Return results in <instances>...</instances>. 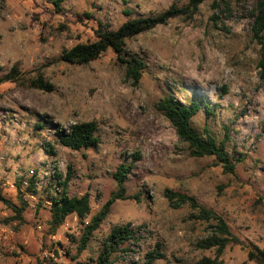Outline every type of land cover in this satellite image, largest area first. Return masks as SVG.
<instances>
[{"label":"rangeland","instance_id":"obj_1","mask_svg":"<svg viewBox=\"0 0 264 264\" xmlns=\"http://www.w3.org/2000/svg\"><path fill=\"white\" fill-rule=\"evenodd\" d=\"M53 1L0 0V78L16 67L20 78L40 74L54 88L44 93L0 83V195L19 205L18 177L29 170L36 185V194L22 197L23 223L12 220L1 202L0 264H94L112 228L127 224L136 240L113 264H145L156 245L164 259L153 264L213 259L212 250L196 248L209 235L208 225L190 219L187 206L171 209L164 190L195 198L242 242L229 245L219 264L245 263L250 245L264 249V80L256 68L259 48L250 38L257 0H205L192 16L126 40V54L145 64L136 87L111 50L84 66L61 61V53L96 41L98 30L185 7L186 0H63L59 10ZM165 96L208 106L211 115L200 111L192 125L225 142L240 160L234 175L224 174L213 158L188 156L155 109ZM84 122L97 124L95 148L75 152L56 143V131ZM45 143L55 156L43 152ZM134 152L141 158L125 183L130 199L114 202L77 255L84 224L115 191L112 174ZM54 170L63 178L70 173L68 196L89 194L91 213L84 220L69 216L52 235L46 198L54 192L48 185Z\"/></svg>","mask_w":264,"mask_h":264},{"label":"trees","instance_id":"obj_2","mask_svg":"<svg viewBox=\"0 0 264 264\" xmlns=\"http://www.w3.org/2000/svg\"><path fill=\"white\" fill-rule=\"evenodd\" d=\"M205 0H186V6L177 8L170 7L166 11L146 18L131 19L123 23L114 31H96V41L91 43L76 44L68 50L61 53L60 60L72 64L84 66L97 60L102 54L111 50L118 63L124 68L126 79L132 86L136 87L142 79L145 71V64L137 56H128L125 52L126 40L134 38L140 34L149 32L157 26H164L170 19L177 17H190L196 13L198 7ZM63 0H54L55 9L59 10ZM252 20L250 25V38L256 44L258 50V60L256 68L260 80H264V0H257L250 13ZM22 83L29 89L38 90L44 93H51L54 88L47 83L39 74L36 77L25 79L20 78L18 70L13 67L9 73L0 78V83ZM155 109L171 125L178 140L187 146L188 156L194 159L213 158L216 166H220L224 174L234 175L235 164L240 162L233 154L229 153L224 141H217L208 129L199 133L192 125V119L200 111L206 115H211L208 106L201 105L199 102L183 101L180 102L172 96L161 98L156 104ZM42 129L43 125L38 124ZM97 124L95 122H84L74 124L66 132L56 131V143L71 151L88 150L95 148L98 139L96 136ZM227 135H225V138ZM43 152L48 157L56 155L54 147L50 143L43 145ZM138 152L131 155L128 164L121 163L112 174L116 189L111 193L109 199L102 205L101 209L84 224L81 237L77 242V255H81L87 249L88 243L93 235L108 216L111 206L115 201L130 199L125 196V183L130 175L136 161L140 160ZM52 182L48 184L54 188V192L47 196L48 211L50 214L49 227L50 233L55 234L61 227L66 218L75 215L79 220H84L90 215V196L70 197L67 193V185L70 181V173L63 178L56 170L53 172ZM19 205H11L7 200L1 197L0 202L5 203L13 213L12 220L23 223L22 213L27 204L22 201L25 193L36 194V185L34 178L28 181L27 188L21 192L20 183L17 184ZM48 191V190H47ZM164 198L171 209L177 210L187 206L190 210L189 218L208 225L209 235L197 242L196 248L214 252V258H203L197 264H219L225 249L229 245L242 246V242L232 234L224 218L217 213L208 210L199 205L195 198L186 194L164 190ZM136 240L134 230L130 225L113 227L110 233L104 238L100 251L94 264H113L114 256L118 253H127L128 244ZM247 261L243 264H264V249L250 245L246 247ZM164 259L159 245L153 251L145 255V264H153L156 260Z\"/></svg>","mask_w":264,"mask_h":264},{"label":"built area","instance_id":"obj_3","mask_svg":"<svg viewBox=\"0 0 264 264\" xmlns=\"http://www.w3.org/2000/svg\"><path fill=\"white\" fill-rule=\"evenodd\" d=\"M33 175H34L33 170H29L24 175H19L18 180L20 183V191L21 192H23L27 188L28 181L33 177ZM1 212H2V204L0 202V214H1ZM0 229L3 231L2 228H0Z\"/></svg>","mask_w":264,"mask_h":264}]
</instances>
